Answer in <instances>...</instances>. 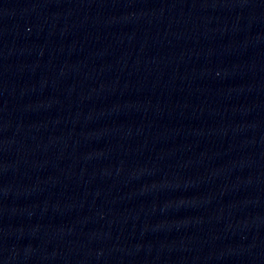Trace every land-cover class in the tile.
I'll return each instance as SVG.
<instances>
[{
  "label": "water",
  "instance_id": "water-1",
  "mask_svg": "<svg viewBox=\"0 0 264 264\" xmlns=\"http://www.w3.org/2000/svg\"><path fill=\"white\" fill-rule=\"evenodd\" d=\"M0 264H264V0H0Z\"/></svg>",
  "mask_w": 264,
  "mask_h": 264
}]
</instances>
